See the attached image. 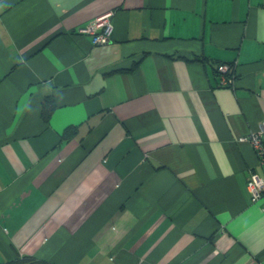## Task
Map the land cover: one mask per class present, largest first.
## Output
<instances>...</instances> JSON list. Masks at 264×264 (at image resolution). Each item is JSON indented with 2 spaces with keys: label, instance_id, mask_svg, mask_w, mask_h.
<instances>
[{
  "label": "crops",
  "instance_id": "crops-1",
  "mask_svg": "<svg viewBox=\"0 0 264 264\" xmlns=\"http://www.w3.org/2000/svg\"><path fill=\"white\" fill-rule=\"evenodd\" d=\"M262 123L264 0H0V264H264Z\"/></svg>",
  "mask_w": 264,
  "mask_h": 264
},
{
  "label": "built area",
  "instance_id": "built-area-1",
  "mask_svg": "<svg viewBox=\"0 0 264 264\" xmlns=\"http://www.w3.org/2000/svg\"><path fill=\"white\" fill-rule=\"evenodd\" d=\"M111 16V12L99 15L83 26L81 31L91 35L93 44L107 43L113 30ZM233 67V63H220L217 66L216 70L220 74V84L233 85L234 77L231 74ZM241 140L250 142L257 157V163L261 168V173L253 171L247 179L251 199L253 201L264 200V123L261 124L259 129L250 132Z\"/></svg>",
  "mask_w": 264,
  "mask_h": 264
},
{
  "label": "trees",
  "instance_id": "trees-1",
  "mask_svg": "<svg viewBox=\"0 0 264 264\" xmlns=\"http://www.w3.org/2000/svg\"><path fill=\"white\" fill-rule=\"evenodd\" d=\"M54 106H55L54 101L51 95L47 94L43 99L42 107H41V116L44 121H48L49 116L54 109ZM72 127L73 126H69L64 130L62 134V138L67 139L68 137H70L69 135H71V133H73L75 130V128ZM2 264H56V263L46 258L35 256L33 254L16 253V255L13 258L8 259L6 262Z\"/></svg>",
  "mask_w": 264,
  "mask_h": 264
}]
</instances>
